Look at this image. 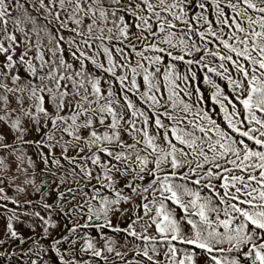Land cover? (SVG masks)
<instances>
[{
    "label": "snow or ice",
    "instance_id": "snow-or-ice-1",
    "mask_svg": "<svg viewBox=\"0 0 264 264\" xmlns=\"http://www.w3.org/2000/svg\"><path fill=\"white\" fill-rule=\"evenodd\" d=\"M0 264H264V0H0Z\"/></svg>",
    "mask_w": 264,
    "mask_h": 264
}]
</instances>
